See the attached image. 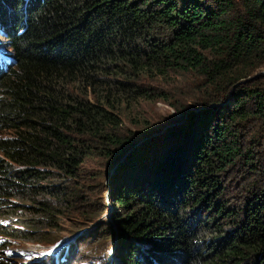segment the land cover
<instances>
[{
    "label": "trees",
    "instance_id": "trees-1",
    "mask_svg": "<svg viewBox=\"0 0 264 264\" xmlns=\"http://www.w3.org/2000/svg\"><path fill=\"white\" fill-rule=\"evenodd\" d=\"M0 37L10 40L0 70V133H10L0 135V217L26 209L31 219L26 232L0 221V235L45 242L34 219L51 226L56 208L19 200L58 198L59 185L52 192L39 180L73 183L86 162L102 164L103 187L105 168L131 151L125 183L108 193L121 264H264V157L254 150L264 147V126L254 132L264 123V0H0ZM169 72H193L199 83L184 108L170 102L185 127L177 116L161 130L134 106L151 98L145 78ZM134 129L169 133L168 144L154 153L142 135L140 150ZM239 165L258 179L245 181ZM230 174L247 182L240 209L216 199ZM239 212L243 226L223 233L219 216L232 224ZM0 264L14 263L0 253Z\"/></svg>",
    "mask_w": 264,
    "mask_h": 264
},
{
    "label": "rangeland",
    "instance_id": "rangeland-1",
    "mask_svg": "<svg viewBox=\"0 0 264 264\" xmlns=\"http://www.w3.org/2000/svg\"><path fill=\"white\" fill-rule=\"evenodd\" d=\"M16 23L21 24L20 21H17ZM20 28L16 29L20 30ZM7 42L9 44L10 40L8 41V39L0 37V61L3 63L6 61L7 54L10 53ZM7 62L10 63L11 58H9ZM14 67L15 66L13 65L11 69ZM262 74H264V71H262ZM198 83L199 78L193 72H169L166 78L157 76L145 78V81H142L140 86L142 89L147 90L148 93L151 92V98L136 104L134 106V114L145 117L148 119V122L153 124V126L162 125L161 130L165 126L174 124L177 116L180 119L183 117L181 120L183 122L180 123L183 128L186 125L187 118L185 115L177 114L178 112L176 108L171 103L175 100H177V105H179L181 101L185 102L187 97L184 95H187L198 85ZM161 95H166L167 99ZM183 106L184 104H180L179 109H182ZM150 123L147 124L151 125ZM263 126L264 123L257 122L255 124L254 132L260 134L263 130ZM133 131L136 132L139 138V142H137L138 148L142 147L141 145H143L145 141V139H142L143 133L139 132L138 129H134L132 132ZM153 131L154 132H152L151 135L148 134L143 136L148 138V140L145 141L147 149L152 150L155 153L158 152L159 147L162 148L168 144L165 142L169 138V133L166 135H157L158 132L155 130ZM9 134L8 131H2L0 133L1 136ZM153 138H156V140H153ZM257 146L258 147L254 150L259 152L255 153V157H264V147L261 148L260 145ZM143 149L147 150L146 148ZM130 153L131 151L127 152V154H125L115 166L108 167L107 169L105 168L108 175H106V179L103 181V187H101L98 180L102 164L91 165L87 162V164L85 163L82 166L83 170L73 183L69 182L62 176L60 178L63 181H59L52 177L47 181V184L43 180H39L40 183H45L48 190H51L52 192L54 190L53 187L59 185V190L61 191L56 192L58 198L52 196V194L47 196L26 194L30 197L25 196L26 199H23V201L19 200V202L30 204L35 202V200L44 198L48 206L51 205L54 209L56 208L55 210L53 209L54 215L52 217L51 226L48 225L46 219H34V221H39L37 223L38 226H35L37 227L35 230H39V233L43 235V238L45 237L46 241L43 243L23 241L0 235V253L6 258H12L14 264H107L108 260H111V264H121L123 253L122 243L124 240L118 230L115 220L113 217L111 219L107 218L106 212L108 211L109 214H111L114 207L108 193H112L120 184L125 183L127 175L122 173L123 169L121 166L125 163ZM44 170L56 174L52 168H46ZM238 170L239 176H241V178L243 177L245 181L248 179H250L249 181L258 179L257 174L255 176L248 174L246 171H243L242 166L239 167ZM110 172H115V174L111 175ZM244 173L248 174V177H246V174L242 176ZM110 177H112L111 184ZM222 178L228 189L221 191L216 199L219 201V196L225 197L223 200L224 202H222L223 204H220L229 209H240L241 195L245 193L244 186H246L247 182L241 181V178L231 176V174L228 175L226 179L224 176ZM239 194L241 195L239 196ZM226 197L228 202L226 201ZM232 200L235 203H232ZM103 207L105 209H103V211L101 209L100 211V208ZM199 212L201 214H198ZM21 213L23 214L20 216L18 215V218L0 217L2 226L7 229H17L26 232L31 227L29 224L31 221L30 215L27 213V216H25L26 209L21 211ZM101 213L103 214L100 215ZM202 213L203 210H195L192 215L196 216L198 214L201 216ZM242 216V212H239V218H235L237 221L232 224L225 222L228 219L227 216L226 218L224 216V219L219 216L221 225H224L223 228L219 227V229H221V231L224 230L223 233H225L229 228H234L236 223L237 226H243V223L241 224L240 222ZM191 221L196 223V218H192ZM202 227L204 226L201 224V228ZM103 229L107 230L106 233H108V238L98 236ZM229 233H231V231ZM3 243L6 244L5 247L2 246ZM116 245L117 249L114 252L113 250ZM139 249L142 252L143 248L139 246ZM101 252L106 255L100 257Z\"/></svg>",
    "mask_w": 264,
    "mask_h": 264
},
{
    "label": "clouds",
    "instance_id": "clouds-1",
    "mask_svg": "<svg viewBox=\"0 0 264 264\" xmlns=\"http://www.w3.org/2000/svg\"><path fill=\"white\" fill-rule=\"evenodd\" d=\"M6 68H7V64H5L3 62H0V70L6 69ZM107 218L111 219L112 218V215L109 214V216Z\"/></svg>",
    "mask_w": 264,
    "mask_h": 264
},
{
    "label": "bare ground",
    "instance_id": "bare-ground-1",
    "mask_svg": "<svg viewBox=\"0 0 264 264\" xmlns=\"http://www.w3.org/2000/svg\"><path fill=\"white\" fill-rule=\"evenodd\" d=\"M106 215H107V217L109 216V212L108 211L106 212Z\"/></svg>",
    "mask_w": 264,
    "mask_h": 264
}]
</instances>
